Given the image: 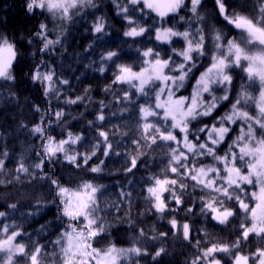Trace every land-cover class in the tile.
Returning a JSON list of instances; mask_svg holds the SVG:
<instances>
[{"label": "snow or ice", "instance_id": "6c2138e0", "mask_svg": "<svg viewBox=\"0 0 264 264\" xmlns=\"http://www.w3.org/2000/svg\"><path fill=\"white\" fill-rule=\"evenodd\" d=\"M111 4L126 24L123 36L134 42L146 38L151 46L138 48L132 64L118 63L119 53L107 50L100 55L98 71L104 73L111 62L114 71L104 91L117 87L113 95L118 102L138 107L137 138L131 141L135 155L128 154L130 166L124 170L132 172L149 151H164V167L148 176L144 201L146 212L167 218L169 229L153 226L149 232L137 227L131 216V192L121 191V199L111 205L102 203L106 186L93 174L104 171L100 156L120 155L108 131L97 127L98 138L87 147L85 136L70 129L62 130L58 138L51 134L53 125H64L68 113L36 105L35 112L43 113L31 128L41 140L37 162L26 165L21 160L9 170L8 153L0 152V177H8L0 178V186L21 183L22 178L29 183L37 178L46 181L51 200L37 201V207L55 205L59 229L49 241V251L48 245L33 241L23 225L6 222L9 214L0 211V264H142L145 259L159 264L158 258L167 255L163 242L169 235L195 249L186 264H264V246L245 251L253 238L264 244V0H210L211 11L209 0H111ZM86 9L99 11L97 0H24L26 15L43 19L30 32L0 30V93L17 99L13 89L25 82L22 74L28 64L22 61L29 47L39 44L28 53L33 60L52 51L62 44L63 25L83 19L89 14ZM91 15L90 30L102 40L110 24L104 15ZM46 67L43 59L33 64L26 73L28 82L41 85L45 98L59 100L56 85L68 81L56 79L55 71H44ZM123 85L128 87H119ZM89 91L65 103H83L90 99ZM134 95L144 102L137 105ZM106 107L100 101L96 120L105 121ZM60 163L76 175H49L45 170ZM197 191L196 201L186 200ZM125 202L127 210L122 212ZM197 206L206 222L220 231L231 229L234 239L217 237L207 227L198 230L202 233L198 239L188 222ZM8 207L15 210L17 205ZM180 212L185 213L183 222ZM125 223L133 232L128 246L113 239ZM45 229L41 225L40 231Z\"/></svg>", "mask_w": 264, "mask_h": 264}, {"label": "trees", "instance_id": "16d2710c", "mask_svg": "<svg viewBox=\"0 0 264 264\" xmlns=\"http://www.w3.org/2000/svg\"><path fill=\"white\" fill-rule=\"evenodd\" d=\"M97 3L99 11L86 9L89 14L85 15L83 19H77L75 23L63 25L66 32L62 37L61 45H57L46 54H38L34 60L28 53L35 51L39 47L38 43L29 47L28 53H25L26 59L22 61V63L28 64V67L24 69V74H22L25 82L13 89L17 99H9L5 94L0 93V152L6 151L8 153L6 165L9 170H14L21 160L26 165L37 162L36 153L41 151V140L31 133V128L39 121L40 115L43 113L37 114L34 106L39 105L45 111L62 108L68 113L67 121L62 126L54 124L55 131L51 134L59 138L61 131L68 129L82 133L85 136V146L87 147L89 142H94L98 138L97 127H100V130L109 132V139L113 148L120 153L118 156H100V159L105 161L104 171L100 174H93L97 183L106 186L103 191L102 203L107 201L111 205V203L121 199V191L131 192V216L136 221L137 227H144L149 232L152 231L153 226L159 231H168L167 218L160 219L159 214L146 212L148 204L144 201L146 180L149 175L161 172L164 161H166L164 151L159 148L155 151H149L147 156L141 157L142 162H138V167L132 172L129 173L124 170L130 166L128 154L135 155V145L131 141L137 138L138 107L118 102L113 95V92L118 90L117 87H114L111 92L106 93L104 91L105 87L111 83L112 72L114 71L111 62L105 64L107 70L104 73L98 71L101 66V53L107 50L117 51L122 57L121 60L117 61L118 63L132 64L138 59L137 49L142 48L145 44L148 46L151 44L146 38H137L134 42L131 38L123 36L126 24L116 15L111 0H97ZM208 10L211 11L210 0ZM91 13H95L97 16L104 15L110 24L107 29L108 35L104 36L102 40H96L90 30L93 20ZM42 19L43 17L40 16L32 19L26 15L24 0H0V30L2 31L13 33L27 30L30 32ZM89 45L92 47L89 48ZM179 46L177 45V47ZM24 51L21 49L22 53ZM41 59L47 64L44 71L54 70L56 79L68 81V84L58 83L56 85L60 91L59 100L53 97L45 98L41 85L28 82L26 73L33 64L38 63ZM119 87L127 88L128 86ZM85 89L90 90L88 92L90 99H86L80 104L65 103L68 99L83 96ZM120 94L122 95V92ZM133 99L136 100L137 105L144 102L143 97L134 95ZM100 101L107 105L103 109L105 121L96 120V115L101 110ZM88 121H93L95 126L89 125ZM113 132L116 134L112 135ZM122 133H127V135H122ZM93 162L98 163L95 158ZM45 170L48 171L49 175L54 173L63 177L76 175L64 163L55 166L49 165ZM79 175L83 176L84 173L80 172ZM0 178L7 179L8 177ZM189 191L191 192V190ZM199 195L198 191L191 193L190 196H186V200L196 201ZM50 200L48 183L38 178L32 180L31 183L27 178H22L21 183L8 187L0 186V211L9 214L6 222L14 220L15 223L23 225V230L31 234L32 240H38L41 244L48 245L49 251L52 248L49 241L55 239L59 229V222L55 219L56 207L48 203L46 206L38 208L37 201ZM10 204H16L17 208L15 210L9 208L8 205ZM126 210L127 203L125 202L122 204V212ZM194 212L195 215H189L188 222L192 224L194 235L198 239L202 235L198 230L203 227H207L217 237H223L228 241L234 239V233L231 229L220 231L219 227L214 228L211 223L206 222L199 215L198 206ZM178 215L183 222L185 213L180 212ZM109 219H113V216H109ZM41 225L46 226L43 232L40 231ZM132 235V230L125 223L114 232L113 239L123 246H128L129 237ZM160 243V241L155 242V246L158 247ZM163 243L168 252L167 255L158 258L159 264H186L195 251L186 242H182L171 235ZM261 246L264 244L259 238H253L245 251H255ZM142 264H153V262L150 259H145Z\"/></svg>", "mask_w": 264, "mask_h": 264}]
</instances>
